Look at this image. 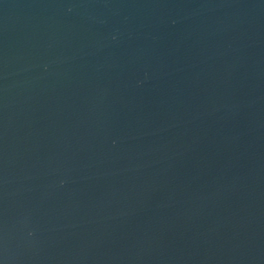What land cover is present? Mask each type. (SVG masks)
<instances>
[{
    "label": "water",
    "instance_id": "95a60500",
    "mask_svg": "<svg viewBox=\"0 0 264 264\" xmlns=\"http://www.w3.org/2000/svg\"><path fill=\"white\" fill-rule=\"evenodd\" d=\"M0 264H264V0H0Z\"/></svg>",
    "mask_w": 264,
    "mask_h": 264
}]
</instances>
